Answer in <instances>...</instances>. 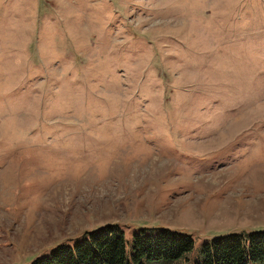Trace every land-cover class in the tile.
Segmentation results:
<instances>
[{"label": "rangeland", "instance_id": "obj_1", "mask_svg": "<svg viewBox=\"0 0 264 264\" xmlns=\"http://www.w3.org/2000/svg\"><path fill=\"white\" fill-rule=\"evenodd\" d=\"M113 223L264 231V0H0V264Z\"/></svg>", "mask_w": 264, "mask_h": 264}, {"label": "trees", "instance_id": "obj_2", "mask_svg": "<svg viewBox=\"0 0 264 264\" xmlns=\"http://www.w3.org/2000/svg\"><path fill=\"white\" fill-rule=\"evenodd\" d=\"M194 241L188 234L162 229L158 234L144 230L135 234L130 259L124 233L117 224H107L85 231L73 244L61 242L48 254L35 257L30 264H142L144 259H165L171 264L191 251ZM186 259V257H185ZM264 263V231L248 235L232 233L215 236L201 248V258L194 264Z\"/></svg>", "mask_w": 264, "mask_h": 264}]
</instances>
